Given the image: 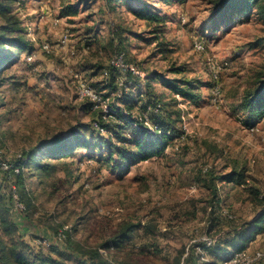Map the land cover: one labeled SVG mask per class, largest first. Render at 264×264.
Listing matches in <instances>:
<instances>
[{"label": "rangeland", "instance_id": "obj_1", "mask_svg": "<svg viewBox=\"0 0 264 264\" xmlns=\"http://www.w3.org/2000/svg\"><path fill=\"white\" fill-rule=\"evenodd\" d=\"M0 1V32L12 23L11 37L30 43L27 50L0 45V66L7 58L1 54H11L0 71V159L12 163L23 151L78 128L91 141L68 158L46 160L56 165L50 172L25 170L28 219L17 206L22 226L11 237H22L47 256L49 245L67 250L68 236L70 264H91L92 250L108 264H214L209 249L217 244L225 249L226 239L264 213V109L257 117L243 109L245 97L264 81V15L257 8L226 11L220 0ZM68 2L79 8L78 15L61 16ZM140 2L163 17L164 32L156 41L157 22L131 10ZM45 42L49 53L41 48ZM160 42L168 50L162 52ZM120 51L138 72L115 70L111 60ZM32 52L36 57L29 59ZM119 73L117 89L108 98L102 95L96 111L89 108L79 95L80 82L101 86ZM146 77L151 82L144 83ZM183 81L191 82V100L172 89ZM149 90L180 134L162 155L121 171L116 149L138 125L116 134L100 120H112L115 127L118 106L112 102L132 91L145 93L144 104ZM119 107L127 115L129 106ZM141 110L133 109L132 116L154 132V105ZM235 170L244 171L246 184L223 181ZM249 189L261 196L253 198ZM130 224L137 227L132 239L115 246L118 232ZM259 250L264 251V232L240 252L253 259Z\"/></svg>", "mask_w": 264, "mask_h": 264}, {"label": "trees", "instance_id": "obj_2", "mask_svg": "<svg viewBox=\"0 0 264 264\" xmlns=\"http://www.w3.org/2000/svg\"><path fill=\"white\" fill-rule=\"evenodd\" d=\"M18 0H15L17 3ZM116 3H123L124 1L131 0H111ZM220 6H222L226 11L231 10L234 13L237 12H247L252 13L256 8L260 11L262 15H264V0H220ZM2 7V3L0 1V8ZM132 12L139 18L146 19L151 23L157 22L152 29L153 39L152 41H156L159 39V34L164 32L165 22L163 17L155 10V8L149 3L140 2L138 4H131ZM61 16L62 17H70L76 16L79 14V8L75 6L72 2H68L66 5H63L61 8ZM12 24V23H10ZM10 24H4L3 30L0 32V45L2 48L7 46H13L17 48V50H27L29 42L23 41L22 37H11L13 35V27ZM161 47V51L164 52L167 49L164 42L159 43ZM31 50V49H30ZM29 50V51H30ZM124 50V49H123ZM11 54L2 55L1 57H7L4 63L0 66V71L5 66V63H9V59ZM115 69V68H114ZM119 71L118 69H115ZM128 75H133L128 72ZM122 76L120 73L118 77L113 76L112 81H107L105 84L99 86H95L93 84H89L92 86L98 93L108 98L111 90H116L117 87L114 83L117 78ZM137 76V75H135ZM147 76V75H146ZM128 78V77H127ZM142 81V80H141ZM144 83L151 82V78H144ZM117 82V81H116ZM187 85L182 86V85ZM181 84H171L172 89L175 94H180L183 98L187 100H191L194 98V93L192 91V85L189 81H183ZM139 86L138 83H134L132 87ZM98 87H101L100 89ZM149 87V86H148ZM150 89V87L148 88ZM151 90V89H150ZM146 91V96L148 97L144 104L143 97L145 93L141 92L139 95L136 93L132 95V91L129 93H124V97L118 96V102H112V105L118 106L115 107L117 111L116 119L117 125L111 128V121H106L101 118L100 122L103 126L106 127L107 132L120 134L125 128H127L130 124H137L138 128L135 129L133 136L129 139L123 138L120 139L121 145L117 147L116 152L117 156L115 158V164L119 166V169L126 170L129 169L132 165L137 164L139 162L149 160L153 157L162 155L172 143L176 137L180 134L177 132V127L173 121L169 119V117L164 116L165 105L162 103L160 99L150 98L149 95L151 91ZM140 96V97H139ZM149 99V100H148ZM85 102L88 104L89 108L96 111V103L93 102L89 98H84ZM125 103L129 106V112L127 115H123L120 109V103ZM141 104V105H140ZM160 104V111L156 114L152 115V120L154 121L157 128L154 132L148 130V128L139 122L138 117L132 116L133 109L139 107L142 108L141 111L147 109L148 106ZM243 109L246 110L250 116H259L264 109V81L254 89L253 92L249 93L244 101H243ZM115 117V116H114ZM82 129H73L68 131L62 135H55L40 142L36 147L23 151L17 159H15L12 163L14 164V168H18L19 172H16L14 168L9 170H3L0 168L1 177H0V204L2 205L5 214L1 211L0 207V264H70L66 261L65 256L69 253L68 248L70 249L72 243L70 242L69 237L67 236V250L60 249L56 245H49L48 255H44L42 251H37L36 248L38 246H31L29 243H25L20 239H16L11 237L15 231H19L21 229V222L17 221L15 218V210L18 208L16 205V200L14 198V193L17 194V201L24 205V209L22 210L25 214V217L28 219L27 213L29 209V204L24 198L23 192L26 191V173L25 170L30 167H33L35 170H43L45 172L52 171V168H55V164L44 163L46 160H58L62 158H68L75 153L76 148L81 146H89L91 141L82 133ZM113 145L112 148L113 149ZM113 152H110V158L112 160ZM120 175H123L121 173ZM246 175L244 171H231L225 174L222 179L223 181H227L228 183L243 185L246 184ZM250 194L253 198H258L261 195L257 193V190L249 189ZM137 227L135 225H125L118 232V235L115 239V246L123 248L126 241H130L133 237V232ZM2 232L6 235L3 236ZM264 232V213L263 215H258L254 220L249 222L247 225V229L242 233H237V235L233 239H226L225 249H221V247L217 244L213 246V248L209 249V253L214 255L215 260L213 263L216 264L219 260H229L231 259L235 253L244 251L247 249L249 242L254 240L258 234ZM37 236V235H36ZM35 236V237H36ZM29 246L35 251L31 253V250L28 251ZM106 247V246H105ZM76 250V249H75ZM227 250V251H226ZM223 251H225L226 255H223ZM57 255H55V254ZM71 254V253H69ZM101 253L99 250H92L89 253L88 257L90 259L91 264H99V262H103L102 264H108L106 260H100ZM70 258L71 256H67ZM102 258V257H101ZM70 259L67 260H72ZM82 264V263H81ZM258 264H264V257L259 259Z\"/></svg>", "mask_w": 264, "mask_h": 264}, {"label": "built area", "instance_id": "obj_3", "mask_svg": "<svg viewBox=\"0 0 264 264\" xmlns=\"http://www.w3.org/2000/svg\"><path fill=\"white\" fill-rule=\"evenodd\" d=\"M62 43L64 45L67 44L68 42V35L65 34L63 35L62 37ZM195 46L198 48V49H203L204 48V45L202 42H198L195 44ZM42 50L44 52H51V45L47 42L43 43L42 46H41ZM31 55H29V59H33L34 57H36V53L35 52H32L30 53ZM126 61V58H125V53L123 51H120V52H117L116 55L114 56V58L111 60V65L114 66L116 69L122 71V72H126V71H131L132 72H138L137 70L134 69V67H131L129 66L128 64L125 63ZM79 95L81 98H89L91 99L93 102L96 103V105L100 104L102 102V95H100L92 86H90L88 83H84V82H80L79 84ZM154 111L156 113H158L160 111V104H157L154 106ZM261 121L264 122V116L261 117ZM101 132L104 131V129H100ZM0 168L3 169V170H9L11 168H14V164L9 162V161H5V160H2L0 159ZM16 170V172H19V169L18 168H14ZM14 198H17L18 199V196L16 193H14ZM16 200V205L19 207V208H23L24 209V205L20 202H18ZM264 257V251H257L255 256L253 257V259H248L247 256H245V254L243 252H237L233 257L232 259L230 260V263L228 264H238L239 261H245V264H249L251 262V260H257V259H261Z\"/></svg>", "mask_w": 264, "mask_h": 264}]
</instances>
